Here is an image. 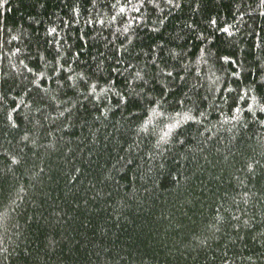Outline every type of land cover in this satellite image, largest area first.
Returning a JSON list of instances; mask_svg holds the SVG:
<instances>
[{"label": "trees", "instance_id": "obj_1", "mask_svg": "<svg viewBox=\"0 0 264 264\" xmlns=\"http://www.w3.org/2000/svg\"><path fill=\"white\" fill-rule=\"evenodd\" d=\"M0 264H264V0H0Z\"/></svg>", "mask_w": 264, "mask_h": 264}, {"label": "snow or ice", "instance_id": "obj_2", "mask_svg": "<svg viewBox=\"0 0 264 264\" xmlns=\"http://www.w3.org/2000/svg\"><path fill=\"white\" fill-rule=\"evenodd\" d=\"M225 59H227V58H225Z\"/></svg>", "mask_w": 264, "mask_h": 264}]
</instances>
